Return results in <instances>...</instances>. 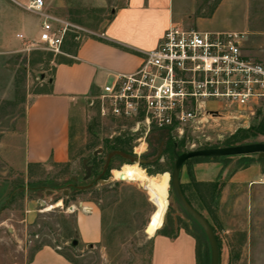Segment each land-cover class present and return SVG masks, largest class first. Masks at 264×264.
Here are the masks:
<instances>
[{
    "label": "rangeland",
    "instance_id": "1",
    "mask_svg": "<svg viewBox=\"0 0 264 264\" xmlns=\"http://www.w3.org/2000/svg\"><path fill=\"white\" fill-rule=\"evenodd\" d=\"M44 1L49 13L78 27L67 35L62 53L54 54L41 45L28 49L29 43L35 41L40 33V17L23 7L26 3L15 4V9L10 13L9 25H0V264H28L36 251L44 246L56 249L73 264H150L152 236L165 222L168 226H173L175 219L178 225L188 227L200 238L204 245L201 251L208 245L209 261L203 252L201 264H210V248L205 234L182 210L172 193L169 182L175 156L164 155L159 165L146 166L140 162L131 163L116 158L108 166L109 174L103 176V179H109V183L103 184L98 179L99 176L98 181L85 179L83 160L88 159L87 165L93 164L92 177L96 164L106 159L109 141L114 138L130 137L131 152H127L130 154H134L135 146L137 151L146 148L140 158L150 151V139L154 140V147L161 146V140H156V136L162 139L161 130L153 129L141 140L145 132L142 128H137V117H116L110 114L103 116L99 111L98 98L94 99L92 105L84 100L83 118L73 141L74 155L70 162L25 168L24 127L28 103L41 91L42 84L46 85L54 65L68 60L65 50L74 52L76 45L85 37L94 36L103 30L111 17L112 9L121 0ZM215 1H200L197 14L207 16ZM241 2L223 7L215 19L206 22L205 26L227 31L241 29L247 15L244 3L250 11L251 20L264 32V0ZM194 19L186 16L181 23L186 28L197 30ZM25 23L28 24V29L22 30ZM18 32L25 34V41L16 38L15 34ZM248 45L246 49H250V43ZM259 48L263 57L256 60L264 61V38L260 39ZM228 110L230 113L224 114L220 119L209 120L200 129L187 128L180 136L170 133L171 139L180 143L175 154L226 146V141L237 131L248 129L260 118L256 113L251 116L245 111H239L236 106L229 107ZM79 123L80 112L74 109L73 135ZM143 141L145 144L138 147ZM252 142H264V136L257 135L243 141ZM224 160L226 159H211L205 162L220 166L224 164ZM260 162L264 166V160ZM105 163H101L97 170L103 172ZM135 163L152 179H115V170L121 169L125 164ZM241 164L242 162L236 163L234 170ZM217 172L220 174L224 170L214 171V176ZM83 180H87V183H83ZM74 183L80 185L83 191L76 192L71 186ZM246 188L245 185L232 186L230 197L222 207L221 223L230 226L238 224L240 228H247L249 241L243 240V229L237 231L238 235L230 243L233 249L230 258L227 257L228 244H221L226 249L223 251L224 257H220V264H264V190L261 189L249 204L245 201L234 204L236 197L244 196ZM225 190L226 186L223 187L221 196ZM193 201L195 207L211 219L203 208L204 205L198 200ZM72 205L73 209L70 208ZM48 206L52 209L45 211ZM90 206L100 212L102 220V240L94 246L80 242L76 227L77 215L90 212ZM29 208L31 212L28 211ZM216 227L222 232L218 225ZM74 240L77 241L76 245H73ZM221 252L222 249L220 254Z\"/></svg>",
    "mask_w": 264,
    "mask_h": 264
},
{
    "label": "crops",
    "instance_id": "2",
    "mask_svg": "<svg viewBox=\"0 0 264 264\" xmlns=\"http://www.w3.org/2000/svg\"><path fill=\"white\" fill-rule=\"evenodd\" d=\"M29 1L0 0V25L4 23L9 25L10 13L15 9V4H27ZM200 1L210 0H121L112 9L111 17L103 30L94 36L85 37L76 45L74 52L65 50L64 54L68 60L54 65L46 85L42 84L41 91L34 95L27 105L23 152L25 168L70 162L74 155L73 141L77 137L83 118L84 100L92 105L103 86L111 83L118 74L135 72L142 63L140 52L156 49L165 31L173 22L182 24V20L187 16L195 18L194 25L197 30L200 29L199 31H227L205 26V23L213 21L223 7H229L234 2L242 3L241 0H220L215 7L213 3L210 13L204 16L197 14ZM243 6L247 13L245 23L241 29L230 31L246 32L242 46L243 53L255 60L260 59L263 54L259 42L264 38V32L251 20L250 11L244 3ZM38 19L41 31V19ZM27 26L28 24L25 23L21 29H28ZM248 43L250 49H246ZM249 107L256 113L259 108H264V99ZM74 109L80 112V123L75 135L72 134ZM259 158L256 156L255 161L248 165L239 156L223 158L226 160L223 161L224 164L219 163L220 166L205 161L192 164V173L196 181L218 182L221 186L217 201L212 207L213 213L206 208L201 199L192 195V191L187 189L186 194L194 207L193 200H198L210 214L211 219L195 207L215 229L221 246L220 251L222 249L220 254L222 258L226 247L221 244H228L227 257L230 258L233 251L230 243L240 229L244 231L243 240L249 241L250 234L247 228H240L238 224L230 226L221 223V211L224 202L226 203L230 197L229 191L232 186L247 187L243 197H236L234 201L236 205L239 201L251 203L259 195V191L264 190V186H261L264 184V166ZM238 162L242 164L234 170L233 167ZM186 168L183 166L181 171L182 184L190 182ZM222 169L224 172L220 174L217 172L214 176V171ZM225 176L228 178L227 183ZM224 186H226L225 191L228 189V192L224 191L221 196ZM28 211L31 212V208ZM89 211L77 215L76 227L80 242L94 246L102 240V220L100 212L95 207L90 206ZM217 225L222 232L218 231ZM169 227L167 222L163 223L162 228L152 236L150 264H199L194 233L188 227L178 225L176 219L174 225ZM28 264L73 263L56 249L44 246L36 251Z\"/></svg>",
    "mask_w": 264,
    "mask_h": 264
},
{
    "label": "built area",
    "instance_id": "3",
    "mask_svg": "<svg viewBox=\"0 0 264 264\" xmlns=\"http://www.w3.org/2000/svg\"><path fill=\"white\" fill-rule=\"evenodd\" d=\"M23 7L41 19V31L28 49L41 45L62 53L67 35L78 27L49 13L44 0H30ZM246 35L199 31L173 22L156 49L140 52L142 63L135 72L118 74L103 86L98 96L101 115L137 117V128L145 132L141 140L153 129L178 136L187 128L200 129L230 113L232 106L254 115L249 106L264 99V61L243 53ZM16 37L25 41L23 33ZM136 149L133 153L140 158L146 148Z\"/></svg>",
    "mask_w": 264,
    "mask_h": 264
},
{
    "label": "trees",
    "instance_id": "4",
    "mask_svg": "<svg viewBox=\"0 0 264 264\" xmlns=\"http://www.w3.org/2000/svg\"><path fill=\"white\" fill-rule=\"evenodd\" d=\"M220 0H216L214 2V7L218 4ZM257 116H260L259 120L252 124L248 129H241L239 131H237L233 136H231L225 143L226 146L228 145H236V144H243V141L250 138V137H255L257 135H262L264 136V108H259L256 112ZM161 137L162 139H160V137L156 136V140H161L160 142L164 141L163 144V150L160 151L161 155H171V156H175V149L177 146L180 145V143L175 142L174 140L171 139L170 136V132L167 131H163L161 130ZM109 146L107 147V152H112V151H116V150H121L124 152H131L130 150V143H131V138L130 137H125V138H114L112 141H109ZM159 150L157 147H153V151L150 152L149 154H146L144 157L147 159V162L142 163L143 166L146 165H159V161L160 158L157 159H153V160H148V158H152L155 155H158ZM256 156V154H251V155H241L239 157H241L243 159L244 162H247L246 165H248L249 163L255 161L254 157ZM162 157V156H160ZM221 158H229V157H220V158H209V157H198V158H192L188 161L185 162V164L183 166L187 167L189 176H190V182L187 184H182L181 183V188L182 191L186 197V199L188 200V202L192 204L189 196L186 194V190L189 189L190 191H192V195H195L196 197H198V199H201L203 204L206 206V208L213 213L214 210L212 209L213 205L216 203L217 198L219 196L220 190H221V186L219 185L218 182H212V183H202V182H198L195 180L193 173H192V164L196 163V162H200V161H206V160H211V159H221ZM258 160H264V157H260ZM105 160H102L100 163L96 164V169L94 170L93 176L94 177H98L100 174V171L97 170V168L100 166L101 163H104ZM127 162V161H126ZM160 169V168H158ZM160 171V170H159ZM165 170H161V172H163ZM154 172V171H153ZM150 172V173H153ZM172 172V171H171ZM109 174V172L107 171L105 173V175L107 176ZM78 184H76L75 191L76 192H82L83 190L79 189L80 187H77ZM173 193V192H172ZM199 226V225H198ZM200 227V226H199ZM201 228V227H200ZM214 229V228H213ZM215 231V229H214ZM194 236L196 237L197 240V251H198V260H199V264H201V254L204 252L205 257H208V261H209V253H208V245L206 244L205 246V250L201 251V247L204 246L201 241L200 238L198 236H196L194 234ZM217 236V235H216ZM218 243H219V248L220 246V242L219 239L217 237Z\"/></svg>",
    "mask_w": 264,
    "mask_h": 264
},
{
    "label": "water",
    "instance_id": "5",
    "mask_svg": "<svg viewBox=\"0 0 264 264\" xmlns=\"http://www.w3.org/2000/svg\"><path fill=\"white\" fill-rule=\"evenodd\" d=\"M98 152H94L97 154ZM114 154H118L121 157L128 160V162H140L145 163L146 160L137 157L134 154H130L121 150H116L109 154L108 159L103 168V172L99 176V180L103 183H109V179H103L102 177L107 172L110 159ZM256 154L258 157H264V142H252V143H243L236 145H228L222 147H208L190 150L183 153L175 154V161L173 165L172 172L170 173V186L173 192V195L178 202L179 206L182 210L191 217L202 229L205 234L209 248H210V264H220V248L217 240L216 233L209 223V221L186 199L182 188H181V171L183 165L186 161L192 158L198 157H209V158H220V157H232V156H241V155H251ZM161 152L154 158H160ZM88 159L83 160V165L86 168V176L85 179H89L92 174V166L87 165ZM121 180H125L124 176H121ZM77 241H73V245H76Z\"/></svg>",
    "mask_w": 264,
    "mask_h": 264
},
{
    "label": "bare ground",
    "instance_id": "6",
    "mask_svg": "<svg viewBox=\"0 0 264 264\" xmlns=\"http://www.w3.org/2000/svg\"><path fill=\"white\" fill-rule=\"evenodd\" d=\"M121 176L125 177V180H148L152 179V177H149L147 173L137 165L135 164H125L121 169H117L114 171V177L117 181L121 178ZM62 205V204H61ZM52 207L48 206L45 211L51 210Z\"/></svg>",
    "mask_w": 264,
    "mask_h": 264
},
{
    "label": "flooded vegetation",
    "instance_id": "7",
    "mask_svg": "<svg viewBox=\"0 0 264 264\" xmlns=\"http://www.w3.org/2000/svg\"><path fill=\"white\" fill-rule=\"evenodd\" d=\"M157 139V138H156ZM152 142H154V140L153 139H150V147H151V149H150V151L147 153V154H149L150 152H152L153 151V147H154V144L152 143ZM161 143V146H159L158 147V150H159V152L158 153H160V151H162L163 150V144H164V141H162V142H160ZM112 152H114V151H112ZM112 152H107V157H106V159H108V157H109V154L110 153H112ZM145 156V155H144ZM142 157V159H147V158H145V157ZM157 155H155V156H153L152 158H148V160H153L155 157H156ZM162 157H163V155H161ZM162 157H160V159L162 158ZM116 158H118V159H120V160H122V161H128V160H126L125 158H123V157H121L120 155H118V154H114L112 157H111V159H110V163L109 164H112L113 162H115V160H116ZM106 159H105V162H106ZM104 162V163H105ZM92 166H93V164H91ZM93 170H95V168L93 169ZM102 172V170H100V173ZM99 176H100V174H99ZM91 179H93V180H96L98 177H94L93 175H92V177H90ZM103 178V177H102ZM99 179V178H98ZM98 179H97V181H98ZM83 183H87V180H83ZM96 183V182H95ZM88 184H90V183H88ZM71 186L72 187H76V183H74V184H71ZM77 187H80V185H78ZM80 189V188H79Z\"/></svg>",
    "mask_w": 264,
    "mask_h": 264
}]
</instances>
